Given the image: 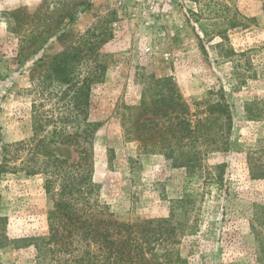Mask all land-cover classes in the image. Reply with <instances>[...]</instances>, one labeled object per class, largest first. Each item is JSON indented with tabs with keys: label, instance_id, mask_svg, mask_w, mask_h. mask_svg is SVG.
Instances as JSON below:
<instances>
[{
	"label": "rangeland",
	"instance_id": "rangeland-1",
	"mask_svg": "<svg viewBox=\"0 0 264 264\" xmlns=\"http://www.w3.org/2000/svg\"><path fill=\"white\" fill-rule=\"evenodd\" d=\"M68 10L76 12L66 23L70 42L101 36L97 53L108 64L91 109V120L101 123L94 180L102 198L124 222L170 220L168 240L148 252L147 264H162L166 253L169 264H259L253 219L256 206H264V179L251 178L247 154L264 147V123L248 122L244 106L264 105V0H0V147L33 134L30 67L39 56L19 58L18 52L37 28ZM12 11H19L18 21ZM63 48L53 38L46 54ZM231 50L236 55L229 58ZM168 77L193 112L217 91L233 105L232 150L206 157L212 175L191 176L160 152L125 139L124 121L136 111L130 108L144 95L158 99L157 81ZM55 150L77 159L72 147ZM219 164L225 165L221 182ZM43 184L41 176L23 173L0 178L3 226L19 246L1 250V263L36 264L34 244L49 235L52 208Z\"/></svg>",
	"mask_w": 264,
	"mask_h": 264
},
{
	"label": "trees",
	"instance_id": "trees-1",
	"mask_svg": "<svg viewBox=\"0 0 264 264\" xmlns=\"http://www.w3.org/2000/svg\"><path fill=\"white\" fill-rule=\"evenodd\" d=\"M10 15L17 21L20 18L19 11ZM75 16V11L68 10L54 24L37 28L30 44L18 52L19 58L39 56L30 67L33 134L27 140L0 147V178L23 173L27 177L41 176L44 181L52 208L49 235L34 244L36 264H147L148 252L168 240L170 220L124 222L102 198L101 186L94 180L95 140L101 123L91 120V109L93 91L104 82L108 64L97 53L103 42L101 36L94 42H70L66 23L73 22ZM53 38L64 48L48 55L47 45ZM233 55L236 53L231 50L227 57ZM250 79L252 76L242 78L241 84ZM157 83L161 84L158 99L148 100L144 95L139 106L130 108L136 111L124 121L126 141L139 142L147 152H160L172 160L174 167L186 168L191 176L202 172L212 175L205 171L206 157L232 150L233 105L223 91H217L197 102V111L193 112L171 78ZM244 113L248 122L264 123V105L258 100L245 104ZM261 132L264 135V126ZM57 145L72 147L77 159L69 161L59 156ZM263 153L261 147L247 154L253 179H264ZM224 166H214L219 182L223 181ZM5 222L0 215V251L17 249V240L12 241L5 233ZM253 229L257 231L258 262L264 264L262 205L256 206ZM167 255L162 264L170 263Z\"/></svg>",
	"mask_w": 264,
	"mask_h": 264
}]
</instances>
